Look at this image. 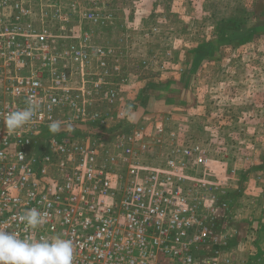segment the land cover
<instances>
[{
	"label": "built area",
	"instance_id": "obj_1",
	"mask_svg": "<svg viewBox=\"0 0 264 264\" xmlns=\"http://www.w3.org/2000/svg\"><path fill=\"white\" fill-rule=\"evenodd\" d=\"M111 2L0 0V227L70 239L72 264H264L263 204L248 200L249 216L231 225L251 154L222 141L212 151L191 129L197 108L206 123H228L195 85L183 109L146 110L126 95L128 25ZM114 29L116 43L97 40ZM29 102L32 118L7 130L6 115ZM33 208L46 217L35 229L20 220Z\"/></svg>",
	"mask_w": 264,
	"mask_h": 264
},
{
	"label": "rangeland",
	"instance_id": "obj_2",
	"mask_svg": "<svg viewBox=\"0 0 264 264\" xmlns=\"http://www.w3.org/2000/svg\"><path fill=\"white\" fill-rule=\"evenodd\" d=\"M111 6L116 22L128 25L123 65L124 73H129L126 95L136 100L150 87L149 98L141 105L146 110L160 109L157 96L164 91L157 93L153 85L173 77L178 80L182 72L193 70L189 96L195 85L198 100L219 110L228 123L220 126L208 118L206 123L197 108L190 118L191 129L212 151L222 141L231 150L251 154L250 168L239 174L241 189L231 191L234 226L236 219L249 216L245 202L259 200L264 206V0H112ZM255 24L260 25L257 33L234 39ZM108 31H102L97 40L116 43L121 31ZM140 58H161V65L135 70ZM173 88L174 97L178 94L177 100H184L181 87ZM189 99L195 101L192 96ZM186 104L175 105L183 109L190 103ZM179 108L178 113L185 115V109ZM233 135L240 138L237 143L231 142ZM214 167L215 174L221 172L220 164ZM261 203L253 215L258 216Z\"/></svg>",
	"mask_w": 264,
	"mask_h": 264
},
{
	"label": "clouds",
	"instance_id": "obj_3",
	"mask_svg": "<svg viewBox=\"0 0 264 264\" xmlns=\"http://www.w3.org/2000/svg\"><path fill=\"white\" fill-rule=\"evenodd\" d=\"M35 105L22 110L10 111L4 125L14 131L25 125L33 116ZM52 132H58V123L50 124ZM20 220L27 228L35 229L46 222V217L37 209L26 210ZM74 255L73 243L70 239L56 236L52 239L31 240L19 238L6 228L0 227V264H72Z\"/></svg>",
	"mask_w": 264,
	"mask_h": 264
},
{
	"label": "trees",
	"instance_id": "obj_4",
	"mask_svg": "<svg viewBox=\"0 0 264 264\" xmlns=\"http://www.w3.org/2000/svg\"><path fill=\"white\" fill-rule=\"evenodd\" d=\"M259 30H260L259 24L249 26L247 28V32L244 31L243 34H240V36L234 37V39L235 40H241V39L244 40V39L248 38V36L251 33H257ZM233 31H235V30H233ZM192 72H193V70H186V71L182 72L180 74L179 82H176L179 85V87H181V89L183 90V93L185 95L184 100H177L178 94L176 95V97H174V93H177V91H176V88H173V87L176 86L177 84L171 79L165 80V83L161 82L158 85L157 84L153 85V89H156L157 93H161L164 91V93L161 94L160 98H158V96H157V99H158L157 101L159 104V106H157V107H162V106L164 107L166 105L170 106V105L177 104V103H183L184 101L187 102L186 105H188L189 103L191 104L192 102L187 101V94L190 91L189 85L191 84V81L193 80ZM143 90L141 91V94H140L142 96H141V98H139V103L142 105H144L145 102L147 101V99L149 98V93L151 91V88L147 87V92H145V93H143ZM262 217L264 218V215ZM262 217H261V219H262Z\"/></svg>",
	"mask_w": 264,
	"mask_h": 264
},
{
	"label": "crops",
	"instance_id": "obj_5",
	"mask_svg": "<svg viewBox=\"0 0 264 264\" xmlns=\"http://www.w3.org/2000/svg\"><path fill=\"white\" fill-rule=\"evenodd\" d=\"M171 80H173L175 83L176 82H179V80H180V77L178 78V80H176L177 78H170ZM177 84V83H176ZM178 85V84H177ZM188 93V92H187ZM191 97V95L189 96V93L187 94V101L189 102L190 101V98ZM169 107V105H166V106H162V108H160V109H166V108H168ZM263 197H264V195H262ZM261 200V199H260ZM263 201H264V198L262 199ZM259 201V200H258ZM240 240V239H239ZM244 245H243V243L241 242V241H239V242H237V250H238V256L240 257V256H243V255H241L242 253L243 254H246L247 252L246 251H244Z\"/></svg>",
	"mask_w": 264,
	"mask_h": 264
}]
</instances>
